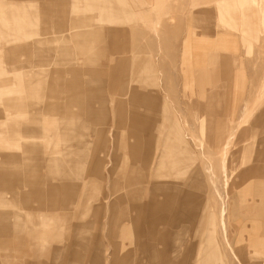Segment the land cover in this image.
Here are the masks:
<instances>
[{
  "label": "rangeland",
  "instance_id": "374dc122",
  "mask_svg": "<svg viewBox=\"0 0 264 264\" xmlns=\"http://www.w3.org/2000/svg\"><path fill=\"white\" fill-rule=\"evenodd\" d=\"M4 1L33 4L31 10L39 17L40 32L51 39V46L57 45V49H60L61 42L59 38L51 37L65 32L75 13L78 14L79 27L76 28L81 29L80 35L85 30L86 42L82 51L76 45L77 39L73 38L69 49L76 52L73 61L86 67L81 77L89 81L99 76L109 83L108 75L112 69L121 66V77L126 79V98L112 91L108 103L104 127H111L105 134V147L95 150V135L83 127L92 141L84 154L94 151V156L100 155L107 161L104 178L91 177L85 188L84 180H80L75 201L68 204L72 209L69 213H52L53 218L46 229L45 242L52 250L57 245L70 246L78 232L75 233L74 225L90 222L89 227L79 229L87 247L78 246V256H71V246L66 248L61 264L70 260L77 264H92L96 253L101 256V264H117L114 263L116 255L124 259L120 264H137L141 256L139 243L144 239L142 234L151 226L150 215L147 216L146 212L136 223V204L113 203L108 172L113 166L117 188H120L122 166L134 164L129 146L135 138L130 133L129 118L131 110L139 108L142 111L143 105L131 103L129 91L132 88L143 93L151 91L158 100L165 97L168 118L164 125L174 124L183 139L182 143H176L177 148L186 149L192 155L187 164L176 169L171 166L172 171H178L173 179L179 175L186 178L190 198L186 205L188 212L185 210L178 220L171 216L172 211L181 210L178 201L170 209L165 207L163 213V209L158 211L163 216L155 224L157 257L154 263L170 264L168 258L174 254L176 264H205L202 247L204 252L205 244L211 241L218 251L215 264H240L228 243L237 252L241 263L264 264V235L260 226H254L256 208H250L248 203L254 205L253 197L246 194L251 192L249 189L256 188L259 178L264 177L263 170H258L264 167V0H58L60 10L56 16L45 13V5L53 6L52 2L57 0ZM8 24L12 25L11 22ZM37 52L47 53L42 62H39L40 53ZM0 57L4 60L0 61V77L12 76L11 73L21 66L25 67L24 70L44 66L51 69L48 85L52 77L60 74L65 79L72 78L69 70H53L69 64L54 62L57 58L61 60L59 53L54 54L45 46L35 51L19 42L0 38ZM92 66L104 75L90 72ZM33 73L31 70L29 76ZM152 74L157 86L149 78ZM10 84L17 87L18 81L13 78ZM39 94L43 91L40 90ZM44 94L47 99L58 98L51 96L48 87L44 88ZM61 97L65 94L60 93V100ZM121 101H125L126 117L123 124H116L115 128L122 110L114 108V103ZM70 108L79 110L78 105H70ZM2 112L0 130L5 131L3 136L7 138L13 125L12 121H8L9 124L3 122L5 117L12 118L14 113L11 109ZM61 113L44 108L40 118L45 122L58 120L63 116ZM22 122L17 124L24 130ZM229 135L231 138L225 148L223 143ZM39 141L45 145L42 137ZM22 148L18 149V155L23 156ZM6 151L4 141L0 140V160ZM154 152L156 155L157 150ZM170 159L174 166L177 161L181 163L176 154L172 153ZM90 161L91 155L86 159L81 156L72 172L87 173ZM40 172L51 175V181H57L52 169L45 166ZM248 184H251L250 188L246 189ZM173 185L175 188L177 184ZM22 188L20 186V190ZM241 190L247 197L245 200H242L243 195L238 197ZM172 191L175 196L180 193L173 188ZM12 192L7 189L8 202L15 199ZM158 197L163 198L161 193ZM19 205L15 210L27 216L36 214L33 209L36 204ZM222 206L225 207L224 229L220 215ZM113 216L116 218L114 223L111 221ZM116 223H120L119 230L113 229ZM0 240L4 242L0 246V264L26 263L28 247L24 246L18 255L9 235H2ZM178 240V251L173 253ZM49 248L43 259L46 264H53V253Z\"/></svg>",
  "mask_w": 264,
  "mask_h": 264
},
{
  "label": "crops",
  "instance_id": "0c3cea01",
  "mask_svg": "<svg viewBox=\"0 0 264 264\" xmlns=\"http://www.w3.org/2000/svg\"><path fill=\"white\" fill-rule=\"evenodd\" d=\"M52 5H45V13L50 14L49 16H56L60 10L58 0L52 2ZM32 7L33 4L31 3L17 4L3 0L0 3V38L19 42L24 47L35 49V51H39L45 46L47 50L54 54L58 52L62 61L57 58L54 59V62L69 65L56 67L53 70H69L72 72V78L68 80L60 74L55 78L52 77L48 85L51 69L44 68V66L35 69L28 67L27 70H24L25 67L21 66V69L15 70L16 72H10L12 76L6 74L0 77V114H3L2 111L7 109H11L14 113L12 118L5 117L3 122L9 124L8 121H12L13 130L9 136L5 138L3 136L5 131L0 130V140L4 141L8 149V151L2 153V159L0 160V237L9 235L15 243V252L18 255L23 251L24 246L28 247V259L25 264H46L43 256L49 247L45 242V233L53 218L52 213L56 211L69 213L72 206L68 204L75 201V194L80 188V180H84L83 188H85L86 182H90L91 177L104 178L103 173L107 161H104L100 155L94 156V151L91 154L87 152L84 154L85 150L92 145V141L86 136L87 133L84 128H89L95 135L98 143L97 145L96 142L93 143L95 150L100 146L104 148L105 134L111 127H104V124H106L108 118V103L111 100L112 91L118 95L121 94L124 99L128 91L126 79L124 76L121 77V66L112 69L110 75H108L109 83H106L99 76L89 81L81 77L86 67L73 61L72 57H75L73 55L75 50L69 49L70 41L73 38L77 39L76 45L80 46L82 51L83 48L81 47L86 42L85 30L83 35H80L81 29L76 28L79 27L78 14L75 13L72 24L66 28L65 32L53 34L51 37L59 38L61 43L59 42L58 46L61 47L57 49V45L51 46V39L40 32L39 17L35 11L31 10ZM75 10L78 12V7ZM46 20H48V16ZM9 22L12 25H9ZM87 52L91 53V50H87ZM46 55L47 53H40L39 62H42ZM1 60L4 61L2 57H0ZM143 65L145 66V64ZM148 68L150 69V65ZM31 70H34V73L29 76ZM90 72L96 75H104L103 72L96 70L93 66ZM13 78L18 81L17 87H12V84H10ZM149 78L152 80L153 85L157 86L153 74ZM108 84L110 88L107 87ZM45 87L49 88L51 96H58V98L56 100L47 99L44 94ZM40 90L43 91L41 95L39 94ZM129 92L132 104L139 103L143 105L142 111L139 108L131 110L129 118L130 133L135 138V141L129 146L134 164L122 166L123 182L120 188H117L118 183L114 177V167L108 169L113 187L111 194L114 198L113 203L136 204L135 208L138 212L135 219L136 223L143 218L146 212L147 216L150 215L148 218L151 226L146 233L142 234L144 239L139 243L141 256L137 264H155L154 259L157 257V254L155 255L157 249L154 239L155 224L163 216L160 213L158 214V211L163 209V213L165 207L169 206L170 209L178 201L181 204V210L176 213L172 211L171 214L173 218L175 217L178 220L185 213V210L188 212L186 205L190 200L186 191L185 176L179 175L177 179H173L178 171H172L171 166L176 169L179 165L187 164L192 155L186 149L179 150L177 148L176 143H182L183 139L178 134L174 124L171 122L169 127L164 125L165 120L168 118L165 97L158 100V96L151 91L143 93L135 88H132ZM60 93L65 94V97H61V100L59 99ZM70 105H78L79 110L71 109ZM124 107L125 101L114 103V108L122 110L117 121H115V128L116 124H123L125 121ZM44 108L59 110L63 116L58 120L45 122L40 118V113ZM21 120L25 127L24 130L20 129L17 124ZM81 127H84L83 131L80 130ZM41 137L44 139L45 145L39 141ZM230 138L231 135L227 136L223 143L225 148ZM20 147H23V156L27 157L26 159L21 154L18 155ZM156 150L157 154L155 155L153 153ZM172 153L176 154V157L181 161V163L177 161L176 166L172 164L170 159ZM89 155H91V161L88 172L84 174L81 171L72 172L73 166L78 164V159L81 156L86 159ZM135 162L138 165L137 167ZM45 166L53 170L52 173L57 178L56 182L51 181V175L40 172L41 167ZM254 169L256 168L254 167ZM258 170H263L264 174V167H260ZM260 171L255 170V172ZM173 184H177L175 188ZM251 184H248L246 189H249ZM20 186L23 187L21 190ZM172 188L180 190L179 197L174 195ZM7 189L13 191L15 199L12 202H8ZM144 191H146V194H144ZM248 191L251 192L245 193L253 197L254 205L252 203L248 204L251 209L256 208L254 211L255 218L253 219L256 222L254 226L257 228L260 226L264 235V215L262 214L264 213V177L258 179L255 189H249ZM239 192L238 197H242L244 193H242V190ZM158 193L162 194V199H159ZM255 196L257 198H254ZM33 198L36 200L32 201ZM245 198L247 197L243 195L242 200H245ZM31 203L36 204L33 206L36 213L33 216H27L15 210L17 206H20L19 204L29 205ZM125 213L129 215L128 212ZM224 214L225 207L222 206L220 215L223 229L225 228ZM118 216L120 217V213ZM113 217L111 221L114 223L116 218ZM89 225L90 222L74 225L75 233L78 232L74 237V243L70 245L72 249L71 256H78V253H76L78 246L87 247V242L82 238L83 234H79V229L87 228ZM120 227V223H116L113 229L119 230ZM212 238L214 239V237ZM178 242L179 240L175 242L176 247L174 245L173 253L178 251ZM210 243L212 242L209 241V244H205L204 252L203 247L201 251L204 254L205 264H215L216 262L218 251L214 242L213 244ZM3 244L4 242L0 240V246ZM70 246L57 245L52 247V250L49 248L53 253L52 263L61 264L62 256L66 248ZM120 246L123 247L122 244ZM228 246L231 252L234 253L236 260L243 264L233 246L229 243ZM116 248L118 251V247ZM116 256L114 263H123L124 259H120L118 255ZM101 262L100 254L96 253L92 264H101ZM167 262L176 264L175 255L169 257ZM66 264H77V262L70 260Z\"/></svg>",
  "mask_w": 264,
  "mask_h": 264
},
{
  "label": "bare ground",
  "instance_id": "6f19581e",
  "mask_svg": "<svg viewBox=\"0 0 264 264\" xmlns=\"http://www.w3.org/2000/svg\"><path fill=\"white\" fill-rule=\"evenodd\" d=\"M38 232V231H37Z\"/></svg>",
  "mask_w": 264,
  "mask_h": 264
}]
</instances>
